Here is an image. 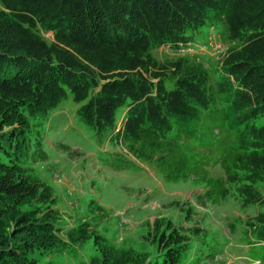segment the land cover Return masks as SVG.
Masks as SVG:
<instances>
[{
	"label": "trees",
	"instance_id": "obj_1",
	"mask_svg": "<svg viewBox=\"0 0 264 264\" xmlns=\"http://www.w3.org/2000/svg\"><path fill=\"white\" fill-rule=\"evenodd\" d=\"M0 4V264H41L88 242L91 264L188 263L199 230L187 236L165 218L146 224L156 253L100 233L95 214L104 209L93 202L92 221L63 228L56 190L37 168L49 160L47 130L71 104L100 147L120 143L167 182L193 180L213 204L226 197L228 180L264 184V0ZM217 24L230 43L220 63L154 54ZM109 156L115 172L139 167L123 152ZM216 166L225 178L211 175ZM256 191L247 188L249 204L262 200ZM247 223L251 258L264 263V213Z\"/></svg>",
	"mask_w": 264,
	"mask_h": 264
},
{
	"label": "rangeland",
	"instance_id": "obj_2",
	"mask_svg": "<svg viewBox=\"0 0 264 264\" xmlns=\"http://www.w3.org/2000/svg\"><path fill=\"white\" fill-rule=\"evenodd\" d=\"M222 31L219 24L205 26L202 35L194 41L203 42L207 37L227 55L230 43ZM42 34L54 41L53 34ZM179 45H166L154 54L159 60L186 56L187 52L178 51ZM224 56L218 59L209 54L201 55L204 60L212 58L218 63ZM45 149L49 160L38 164L37 168L41 177L56 190L63 228L76 225L79 219L92 221L94 214L90 205L93 202L104 209L95 214L101 215L100 233L118 246L156 253L146 224L165 218L187 236H193L191 230H199L191 243L194 250L185 264H262L249 259L254 252L245 238L251 233L247 222L257 220L264 213L263 183L254 184L249 176L228 180L226 197L213 204L204 197V189L197 188L193 180L167 182L153 166L138 162L120 143L110 144L104 140L100 147L94 133L79 123L77 108L71 104H66L53 116ZM121 152L136 161L139 167L115 172L108 164L113 158L109 155ZM210 172L213 177H226L220 166L211 168ZM247 188L260 192L261 203L247 202ZM76 250V254L67 251L48 256L41 264L92 263L95 254L92 242L76 246Z\"/></svg>",
	"mask_w": 264,
	"mask_h": 264
},
{
	"label": "built area",
	"instance_id": "obj_3",
	"mask_svg": "<svg viewBox=\"0 0 264 264\" xmlns=\"http://www.w3.org/2000/svg\"><path fill=\"white\" fill-rule=\"evenodd\" d=\"M205 48L210 49L215 54H222V55L225 54V51L223 50V48L215 46L208 38H207V46Z\"/></svg>",
	"mask_w": 264,
	"mask_h": 264
}]
</instances>
